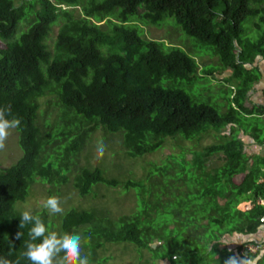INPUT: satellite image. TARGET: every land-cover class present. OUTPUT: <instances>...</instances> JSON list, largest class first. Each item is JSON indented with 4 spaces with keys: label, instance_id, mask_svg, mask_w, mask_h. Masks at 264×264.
I'll return each instance as SVG.
<instances>
[{
    "label": "trees",
    "instance_id": "trees-1",
    "mask_svg": "<svg viewBox=\"0 0 264 264\" xmlns=\"http://www.w3.org/2000/svg\"><path fill=\"white\" fill-rule=\"evenodd\" d=\"M169 19L186 37L212 50L207 53L216 57L213 64L196 62L194 55L141 36L134 23L179 32ZM257 60L264 61V0H0V107L10 105L12 115L7 118L21 120L17 132L23 151L14 166L0 169V256L31 264L22 256L31 225L20 229L18 206L27 201L36 181L63 186L97 129L119 134L125 156L139 158L155 153L167 140H191L209 128L230 127L232 136L221 132L220 142L191 153V161L173 172V178L190 174L199 181L195 195L189 193L193 202L186 196L174 198L179 200L177 214L188 222L181 225L179 237L199 238L192 233L200 230L195 223L204 233L212 231L202 237L205 251L195 250L194 261L210 264L216 257L225 264L234 251L220 249V240L227 234L250 236L263 225L264 204L256 202L264 203V106L245 107L262 78ZM224 75V80L216 79ZM206 80L221 83L211 103L222 113L191 100L181 89L184 83L203 86ZM47 98L52 100L46 105L61 113V124L53 131L37 123L39 101ZM240 131L254 138L261 150L247 153ZM47 148L57 155L44 156ZM220 154L223 164L206 168ZM152 169L144 168L143 180L122 184L125 191L136 192L140 210L112 218L102 210L72 208L60 219L62 233L88 227L84 237L93 251L105 243L127 244L148 250L155 260L182 264L193 250L179 247L175 262L165 252L171 241L169 223L162 224L167 236L157 233L162 214L157 211L154 223L147 212L150 207L156 210L159 194L167 192L149 190L150 185L147 192L142 190L156 178ZM167 171L164 167L158 172L166 178ZM96 185L112 189L118 182L103 169L76 170L73 186L80 196ZM246 201H253L254 207L239 211L238 205ZM36 215L51 234L47 212ZM18 231L24 235L14 240ZM10 242L15 247L10 248ZM241 247L235 256L252 257L240 254Z\"/></svg>",
    "mask_w": 264,
    "mask_h": 264
},
{
    "label": "rangeland",
    "instance_id": "rangeland-1",
    "mask_svg": "<svg viewBox=\"0 0 264 264\" xmlns=\"http://www.w3.org/2000/svg\"><path fill=\"white\" fill-rule=\"evenodd\" d=\"M170 22L172 23L171 20ZM134 23L141 29V36L174 46L188 56L194 55L198 57L195 59L196 62L201 61L202 64L211 65L215 61L216 57L210 54L212 52L210 48L207 49V47H203L196 43L193 39L186 37L174 26L173 23V28L177 29L179 32H176L173 29L171 30L170 28H165L164 26H148L139 20H136ZM246 24L247 21L242 24L243 29H245ZM255 66L258 68L262 78L259 84L253 88V94L245 102L246 108H251L253 105L264 106V61L257 60L255 62ZM227 76L228 75H224L222 77L216 76V79L224 80ZM181 89L191 98V100L208 104L209 106L218 109L219 113H222L215 103H211L213 102L215 94L221 89L220 82L212 80L210 82V80H206L203 86H188L184 83ZM220 98H223L222 94ZM49 100L52 99L47 98L39 101L37 123L40 122V124L45 127L46 131H53L57 125L61 124L58 119L61 113L58 109L55 110L54 107H48L46 105V102ZM262 119H264V116ZM226 131L230 134V136H232V128L230 127L220 131L209 128L205 133H200L199 136H196L191 140H167L163 143V146L153 154L139 158H128L126 157L127 155L125 154L124 149L121 147L122 139L119 134H106L103 130L97 129L89 135L86 145L77 156L78 166L72 170L65 184L61 187H53L50 184L36 181L32 184V186H30L29 198L25 203L20 204L18 209H20L21 212L31 210L36 214L41 211L47 212L51 234L56 233L58 236L62 237L65 233H62V223L60 219L62 218L64 212L69 211V209H98L102 210L104 215L112 218L136 212L138 208L140 210V207L142 208L143 206L140 205L136 192L133 190L125 191L122 184L126 180H130L132 182L143 180L144 176H146L144 168L151 166L153 171H157L156 178L153 177L148 181L149 183L146 182L145 189H147L149 187L148 185H150L149 190L150 188H154L155 191L161 192L164 188H166L167 192H165V195L161 193L159 194L161 205H157L156 210L153 207L147 209L150 221L156 223V218L158 216L157 211H159L162 214V218L160 219V217H158L160 222L157 225V233L167 236L169 232L163 227L165 223H169L168 228H170L169 230H172V232H170V247L168 246L167 249H165V252L167 250V253L171 254L172 259L177 262L178 260L176 259H179V253L177 252L178 248L188 247L193 250V253L189 254L187 259L181 263L196 264V261H194L196 257V254H194L195 250L205 251V241L202 237L207 234L209 236L213 234V232L208 231V233H204L202 228L195 223L192 224V226H196L198 227L196 229L200 230L192 233L199 235V238L187 239L186 235L184 237H179L178 230H181L182 224L187 226L188 222L182 217V214H177L178 209H180L177 205L179 200H175L174 198L178 196L179 199L182 200V196H186L190 202H193L191 194L189 193L199 190V181L190 174H185L182 177V180L173 178V172L182 169L181 164H188L191 161V153L199 152L208 145L220 142L219 134ZM19 135L20 133L17 132V129L12 130L6 141L5 148L0 150V169L9 168L11 165L14 166L15 163L20 160L23 151L19 146ZM238 135L242 137L241 131ZM242 139L244 140L243 143L247 151H253L255 153L261 150V148L258 149L259 146L253 141H248L247 137H243ZM100 142H103L106 146V150L103 157L98 159L96 149ZM48 149L49 148L45 150L44 156L49 153L53 156V152L48 151ZM222 155L223 154H220V156L211 158L209 164H206V168L215 169L216 166L223 164L224 158H221ZM83 167L103 169V173L107 176V178H115L117 180L118 186L109 189L102 185H96V187L94 186L92 188V191L89 194L83 197L80 196L78 191L73 186V178L76 170ZM164 167L167 168V172L169 173L166 178H162V176H160V172H158ZM183 169H185V167H183ZM236 179L238 180V178ZM142 190L144 192L148 191V189L146 191L144 189ZM193 195H195V193H193L192 196ZM50 196H59L61 198V206L63 208L62 214L53 215L44 207V202ZM148 199L149 197L147 195L146 202H148ZM252 204L253 201L242 202L238 205L237 209L239 211H246ZM88 229V227L73 229L70 234L75 233L81 235L82 254L88 257L90 264H167L166 260H155L148 250L138 251L133 246L127 244L105 243L102 247L93 251L91 245L89 244L90 240L84 237V231ZM181 238L185 240L186 243H182ZM237 238L242 240L245 237L241 235V237ZM231 239L236 240L234 238H230V240ZM245 242L248 241L244 240V242L239 244L243 245ZM153 247H155V245H153ZM262 254L263 253L259 254V257L262 258ZM62 255L63 254H61V256ZM163 257H165V253H163ZM215 258L216 257L212 258L208 261V263L220 264L219 260L216 261ZM263 259L264 257L262 260ZM202 264H204V262H202ZM260 264H264V260Z\"/></svg>",
    "mask_w": 264,
    "mask_h": 264
},
{
    "label": "clouds",
    "instance_id": "clouds-1",
    "mask_svg": "<svg viewBox=\"0 0 264 264\" xmlns=\"http://www.w3.org/2000/svg\"><path fill=\"white\" fill-rule=\"evenodd\" d=\"M11 115L10 105L0 107V150L5 148L11 131L19 128L21 124L19 118H7ZM253 142L257 145L255 141ZM105 150L106 146L103 142H100L96 149L98 159L103 157ZM248 152L251 154V151ZM44 207L53 215L63 213L61 198L59 196L48 197L44 202ZM25 225H31V227L28 230L29 241L25 245L26 251L22 253V256L30 261L31 264H90L88 257L82 254L81 235L65 233L60 237L56 233L48 234V229L43 218L34 214L31 210H25L21 213L20 229ZM23 235V232L18 231L15 234L14 240H20ZM9 246L10 248L15 247L12 242H10ZM263 252L264 250L259 253ZM61 254L63 255L61 256ZM262 256H264V253ZM260 258L258 256L255 259L244 258L241 260L237 256H229L225 260V264H258ZM0 264H20V260L13 261L7 257L0 256Z\"/></svg>",
    "mask_w": 264,
    "mask_h": 264
},
{
    "label": "crops",
    "instance_id": "crops-1",
    "mask_svg": "<svg viewBox=\"0 0 264 264\" xmlns=\"http://www.w3.org/2000/svg\"><path fill=\"white\" fill-rule=\"evenodd\" d=\"M261 201V200H258ZM257 201V202H258ZM256 202V204H257ZM264 203L261 201V204H257V205H263ZM254 207V204H252ZM252 207V208H253ZM251 208V209H252ZM247 211V210H246ZM263 221V225L259 226V228L256 230V232L250 236H243L245 238L238 239L237 237H241V235H236V234H227V236L224 239H221L219 242V248L220 249H229L230 251H234V256H235V252H236V248L240 245L239 243L244 242V240L248 241V243H259V242H263L264 241V218H262ZM230 238H234L236 240H230ZM264 253V252H263ZM238 258H240L241 260L244 259V257L239 256V254H237ZM264 257V256H263ZM262 257V258H263ZM256 256H252V257H248V259H255ZM262 258L259 259L258 264H260L262 260Z\"/></svg>",
    "mask_w": 264,
    "mask_h": 264
},
{
    "label": "built area",
    "instance_id": "built-area-1",
    "mask_svg": "<svg viewBox=\"0 0 264 264\" xmlns=\"http://www.w3.org/2000/svg\"><path fill=\"white\" fill-rule=\"evenodd\" d=\"M264 250V242L261 243H244L240 249V254H257Z\"/></svg>",
    "mask_w": 264,
    "mask_h": 264
},
{
    "label": "flooded vegetation",
    "instance_id": "flooded-vegetation-1",
    "mask_svg": "<svg viewBox=\"0 0 264 264\" xmlns=\"http://www.w3.org/2000/svg\"><path fill=\"white\" fill-rule=\"evenodd\" d=\"M239 137H241V136H239ZM243 137H247V136L242 135L241 139H242ZM247 139H248V141H255L254 138L247 137ZM242 141H244V140L242 139Z\"/></svg>",
    "mask_w": 264,
    "mask_h": 264
},
{
    "label": "water",
    "instance_id": "water-1",
    "mask_svg": "<svg viewBox=\"0 0 264 264\" xmlns=\"http://www.w3.org/2000/svg\"><path fill=\"white\" fill-rule=\"evenodd\" d=\"M257 204H261V201H258ZM253 207V205H250V207L247 210H250Z\"/></svg>",
    "mask_w": 264,
    "mask_h": 264
}]
</instances>
